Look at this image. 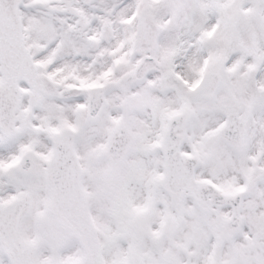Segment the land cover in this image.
Masks as SVG:
<instances>
[{"label":"snow or ice","instance_id":"6c2138e0","mask_svg":"<svg viewBox=\"0 0 264 264\" xmlns=\"http://www.w3.org/2000/svg\"><path fill=\"white\" fill-rule=\"evenodd\" d=\"M0 264H264V0H0Z\"/></svg>","mask_w":264,"mask_h":264}]
</instances>
